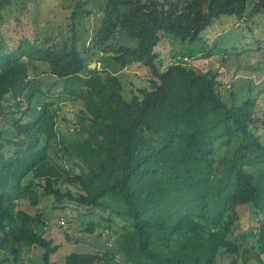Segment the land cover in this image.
<instances>
[{"label": "trees", "instance_id": "obj_1", "mask_svg": "<svg viewBox=\"0 0 264 264\" xmlns=\"http://www.w3.org/2000/svg\"><path fill=\"white\" fill-rule=\"evenodd\" d=\"M19 3L28 9L27 0H0V26L18 19ZM79 10L12 46L0 32V121L10 125L0 123V264H20L34 247L51 264L59 244L39 226L50 217L45 205L66 204L83 210L87 233L116 220L119 264H216L221 252L230 264H264V119L256 96L240 99L227 87L222 94L217 70L196 68L169 44L200 38L222 14L264 12V0H106L86 48ZM116 28L137 42L118 41ZM161 48L171 57L163 69ZM91 49L111 53L109 67H89ZM136 63L148 76L133 90L121 69ZM43 72L54 77L47 87ZM55 94L81 102L69 136L56 127ZM242 205L257 223L254 248L232 238ZM112 261L109 249L65 255V264Z\"/></svg>", "mask_w": 264, "mask_h": 264}, {"label": "rangeland", "instance_id": "obj_2", "mask_svg": "<svg viewBox=\"0 0 264 264\" xmlns=\"http://www.w3.org/2000/svg\"><path fill=\"white\" fill-rule=\"evenodd\" d=\"M20 2V0H18ZM106 0H27L28 9H22L20 3L15 5L18 8L19 17L14 19L8 17L3 19L0 26V32L9 46L14 45L21 37L32 38L34 33L41 32L46 20L60 19L65 20L66 14L75 5H80L78 20V29L81 35V42L84 48L89 46L95 36L98 25L101 23L100 15L103 14ZM248 2V8L251 6ZM66 6V9L62 8ZM10 7L6 10L9 14ZM89 12L88 14L85 12ZM246 19V20H245ZM243 19H236L234 15L222 14L206 26L200 32V38L193 41H182L180 39L172 40L170 48L173 52H181L189 55L190 64L200 70L214 69L219 72L220 91L223 94L224 88H228V93L232 91L238 98L254 97L257 99V115L264 119V12L253 14ZM115 36L118 41L135 44V38L124 39L123 34L118 28L115 30ZM80 42V43H81ZM202 50V51H201ZM160 56L163 63L160 68L163 69L171 57L167 52L160 49ZM209 53V54H208ZM204 54V55H203ZM87 63L91 68L109 67L112 62L111 53H102L96 49H91L86 53ZM226 56V57H224ZM109 62V63H108ZM94 63V66H92ZM39 69L43 68L38 65ZM120 70V69H119ZM126 75V84L133 90L146 84L148 76L147 67L140 63L124 66L121 69ZM42 80L43 86H48L54 80V77L43 72L38 75ZM59 87V86H58ZM58 87H52L51 92L57 91ZM227 94V91H226ZM227 98V95L226 97ZM58 104L56 127L58 131L65 136H69L68 120H74L81 102L64 99L61 95L53 98ZM229 101V97L227 98ZM1 124L10 128L8 118H2ZM11 132V131H10ZM264 142V129L260 132ZM48 203V201H47ZM43 205V204H42ZM40 205L29 208L31 213L38 212ZM45 213L50 217L39 226V230L45 236L52 239L53 244H59L58 250L50 255L51 264H65V255L70 251L95 252L97 250H113L115 261L111 264H119L120 253L115 252L114 247L118 246L117 236L120 228L112 220L105 222L103 226L97 227L92 233L82 230V218H87L71 204H66L64 208L51 209L45 205ZM239 219L232 227V238L235 239L241 247L254 248L255 242L252 240L253 225L256 222L251 220L252 208L248 205H242L238 208ZM94 217V216H93ZM99 219V218H98ZM110 224L111 227L107 225ZM256 238V237H254ZM254 246H253V245ZM264 250V243L262 246ZM42 249L32 248L26 252L20 260V264H42ZM229 255L221 252L218 257V264H230ZM264 259V254L262 255ZM264 261V260H263ZM216 263V264H217ZM237 264H241L238 260ZM247 264H258L257 261L249 260Z\"/></svg>", "mask_w": 264, "mask_h": 264}, {"label": "built area", "instance_id": "obj_3", "mask_svg": "<svg viewBox=\"0 0 264 264\" xmlns=\"http://www.w3.org/2000/svg\"><path fill=\"white\" fill-rule=\"evenodd\" d=\"M179 58H180V56L178 55V56H177V60H178ZM182 59H183V60H189L187 56H183Z\"/></svg>", "mask_w": 264, "mask_h": 264}, {"label": "water", "instance_id": "obj_4", "mask_svg": "<svg viewBox=\"0 0 264 264\" xmlns=\"http://www.w3.org/2000/svg\"><path fill=\"white\" fill-rule=\"evenodd\" d=\"M92 66H94V63H92Z\"/></svg>", "mask_w": 264, "mask_h": 264}]
</instances>
